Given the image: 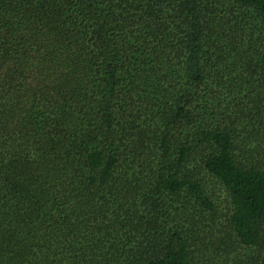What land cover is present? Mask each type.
I'll return each mask as SVG.
<instances>
[{"label":"trees","instance_id":"trees-1","mask_svg":"<svg viewBox=\"0 0 264 264\" xmlns=\"http://www.w3.org/2000/svg\"><path fill=\"white\" fill-rule=\"evenodd\" d=\"M0 264H264V0H0Z\"/></svg>","mask_w":264,"mask_h":264}]
</instances>
